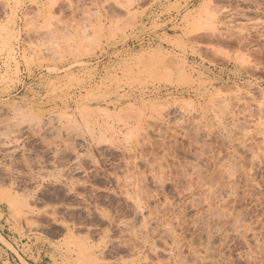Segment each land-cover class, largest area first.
I'll return each instance as SVG.
<instances>
[{"label": "rangeland", "instance_id": "374dc122", "mask_svg": "<svg viewBox=\"0 0 264 264\" xmlns=\"http://www.w3.org/2000/svg\"><path fill=\"white\" fill-rule=\"evenodd\" d=\"M0 230V264H264V0H0Z\"/></svg>", "mask_w": 264, "mask_h": 264}, {"label": "crops", "instance_id": "0c3cea01", "mask_svg": "<svg viewBox=\"0 0 264 264\" xmlns=\"http://www.w3.org/2000/svg\"><path fill=\"white\" fill-rule=\"evenodd\" d=\"M4 218V215H3V217H2V219ZM0 233H1V235L5 238V236H4V234H3V232L0 230ZM44 256H47V254H45ZM19 262L21 263V264H24L23 262H22V260L21 259H19ZM27 262V261H26ZM28 264H30L29 262H27ZM39 264H54L52 261H48L47 259H41V261H40V263Z\"/></svg>", "mask_w": 264, "mask_h": 264}, {"label": "bare ground", "instance_id": "6f19581e", "mask_svg": "<svg viewBox=\"0 0 264 264\" xmlns=\"http://www.w3.org/2000/svg\"><path fill=\"white\" fill-rule=\"evenodd\" d=\"M78 244V243H77ZM79 246H81V245H83V244H78ZM89 246V245H88ZM83 247H85V246H83ZM80 248H82V247H80ZM87 248V247H86ZM88 251H89V249H88ZM91 253H93L92 251H91ZM88 254V253H87ZM105 258V257H104ZM92 264V263H91ZM117 264V263H116Z\"/></svg>", "mask_w": 264, "mask_h": 264}]
</instances>
